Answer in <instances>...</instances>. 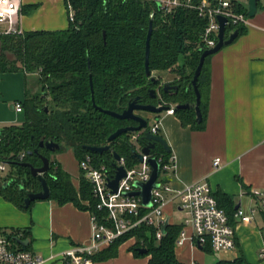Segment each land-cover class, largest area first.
Here are the masks:
<instances>
[{
  "label": "trees",
  "instance_id": "obj_1",
  "mask_svg": "<svg viewBox=\"0 0 264 264\" xmlns=\"http://www.w3.org/2000/svg\"><path fill=\"white\" fill-rule=\"evenodd\" d=\"M63 2L65 5L70 3L73 17L67 18L64 28L0 33V72L21 70L33 73L37 85L36 90L26 89L24 92L20 102L23 119L0 125V159L7 163L6 171L0 176V195L20 209H28L33 199L24 205L23 198L29 191H36L40 187L35 175L21 162L36 166L41 163L39 155H45L48 163L41 176L48 187L46 197L58 203L70 201L89 213H98L90 185L82 172L74 188L68 173L49 158L50 151L39 141L50 139L56 142L58 147L55 151L71 147L77 160L88 154L93 164L105 163L110 171L113 170L110 151L88 150V144L108 143L126 162L131 161L133 157L127 131L120 132L112 139L106 138L115 128L131 121L116 118L95 106L118 112L133 97L140 103L160 100L167 105L169 102L193 101L190 79L199 53L206 48L201 40L205 19L194 9L178 8L172 13H160L150 0ZM150 12L148 69L166 68L173 72L177 75L171 81L176 83L175 88L162 90L157 77L152 80L150 72L147 75L144 73L143 44ZM235 28L238 34L244 26L238 24ZM209 54L203 57L196 77L200 119H194L192 107L173 106V112L182 125L195 127L203 122L202 101ZM148 88H152L155 94L150 95ZM138 139L142 143L148 142L143 136ZM155 150L164 155L168 153L158 142L150 147L151 152ZM216 202L218 206L221 205L219 197ZM262 223L264 225V211ZM163 229L156 237L154 225L141 223L113 238L106 247L94 253L93 258L115 254L117 245L128 235L134 234L136 240L128 246L133 255H147L148 264H182L173 254V243L180 223L168 222ZM27 230V226L0 228L12 243L25 249L28 248L27 244L19 243L15 237L24 239ZM138 239L140 243H137ZM141 245L145 247L143 252L137 250ZM200 246L205 251L211 250L207 240ZM213 264L251 263L238 254L231 259L219 258Z\"/></svg>",
  "mask_w": 264,
  "mask_h": 264
},
{
  "label": "crops",
  "instance_id": "obj_2",
  "mask_svg": "<svg viewBox=\"0 0 264 264\" xmlns=\"http://www.w3.org/2000/svg\"><path fill=\"white\" fill-rule=\"evenodd\" d=\"M17 19L21 30L64 28L68 22L63 0H20ZM243 26L242 32L207 57L208 75L200 126L182 125L174 112L137 111L146 119H156V133L163 137L168 152L173 154L172 187L204 179L215 198H220L219 207L226 213L228 222L235 226L234 246L218 251L219 257L209 264L238 254L251 264H264V255L259 254L264 248V206L251 193L252 189L264 192V0H256L255 12ZM149 72L158 78L159 84L171 83L177 77L166 68H153ZM28 73L0 72V125L23 119L22 106L16 110L14 102L24 98ZM48 156L68 173L71 185L77 187L80 170L72 148L52 150ZM214 156L219 158L218 165L211 164ZM170 193L167 191L165 196H171ZM30 203L28 209H20L0 195V228L27 226L28 234L24 238L27 249L41 255L42 264H62L58 259L61 249L86 241L91 233L88 210L70 201L58 203L47 197L33 199ZM236 208L251 209L250 220L240 222L234 215ZM162 212L167 223H181L183 213L177 207L176 198L167 200ZM178 213L180 215L175 217ZM184 228V238L173 243L175 259L182 264L195 262L196 258L202 261L204 249L189 237L191 229ZM123 243L129 246L126 239L118 245ZM119 254L123 258L94 257L92 262L148 264L147 255L135 256L128 247L121 248ZM187 259H190L188 263Z\"/></svg>",
  "mask_w": 264,
  "mask_h": 264
},
{
  "label": "built area",
  "instance_id": "obj_3",
  "mask_svg": "<svg viewBox=\"0 0 264 264\" xmlns=\"http://www.w3.org/2000/svg\"><path fill=\"white\" fill-rule=\"evenodd\" d=\"M154 2L160 13H172L178 8L194 9V11L205 19L201 31V40L205 47L213 45L218 30V16H223L222 25L224 32L247 23L246 11L247 0H150ZM20 0H0V33L19 32L17 25V14ZM66 17L72 19V8L70 3L66 5ZM16 110L21 109L19 101L14 102ZM172 113L173 106L167 105L164 109ZM147 122V119H146ZM148 123V122H147ZM151 133L157 131V121L152 119L145 127L127 132L131 148L140 153V158L133 157L126 162L122 155L115 160L116 165H122L124 174L116 181L115 190L106 184V180L114 173L107 169L105 163L93 164L91 157L84 154L78 160V169L82 172L90 185L91 195L95 200L98 213H89L90 235L86 241L66 245L61 249L58 259L62 264H93V254L107 245L113 238L126 233L137 225L144 223L154 225L155 236L158 237L162 231L159 229L165 217L162 207L167 200L177 199V207L183 213L180 230L174 239L175 243L181 242L185 236V226L191 229L189 237L199 244L207 240L210 249L215 251L230 250L235 244L234 229L227 220L226 213L217 205L216 198L207 181L204 179L183 183L178 188H173L170 178L174 171L173 154L166 155L160 151H148L142 153L140 146L145 144L139 141L143 131ZM152 155L156 162L158 171L154 178L157 185L151 186L149 190L150 205L142 204L138 194H127L126 192L136 189L132 183L136 180H146L151 172L148 157ZM219 158L214 156L211 164L218 165ZM7 169V163L0 159V176ZM170 191L171 196H165ZM251 193L258 198L264 206V192L252 189ZM234 215L240 222L249 221L252 210L243 211L241 208L234 210ZM264 249L259 251L263 254ZM44 258L32 249L20 248L12 243L11 238L0 231V264H42ZM189 264H196L191 261Z\"/></svg>",
  "mask_w": 264,
  "mask_h": 264
},
{
  "label": "water",
  "instance_id": "obj_4",
  "mask_svg": "<svg viewBox=\"0 0 264 264\" xmlns=\"http://www.w3.org/2000/svg\"><path fill=\"white\" fill-rule=\"evenodd\" d=\"M255 8H256V0H247V6H246V11L248 16H252L253 13L255 12ZM149 17H148V24H147V28H146V34H145V38H144V52H143V68H144V73L147 75L149 73V69H148V60H147V54H148V39H149V35L151 32L150 29V21L152 18V14L151 12L149 13ZM218 30L216 33V40L214 42L213 45L209 46L208 48L203 49L199 55H198V61L195 64L193 71H192V77L190 79V84H191V88L193 89V93H194V99L193 101L189 102V101H183V102H179V103H174V108H179V107H192L194 110V119L195 120H199L200 119V110H199V91L196 87V77H197V73L200 69V66L204 60V56L207 55L208 53L214 52L217 49H219L221 46H223V44L228 43L229 41H231L236 35H237V29H232L228 32H224V27L222 25V21L224 19V17L222 16H218ZM150 78L153 80L155 77L153 75H149ZM89 78V77H88ZM89 85L91 86V81L89 78ZM161 89L165 90L168 88H175V84H169L168 81H163V83L160 84ZM91 89V88H90ZM148 92L150 95H154L155 91L152 88H148ZM92 97V95H91ZM92 105L95 106L93 100H92ZM45 105H44V109H45ZM96 108L105 111L106 113L116 117V118H123V119H127L130 120L131 122L125 124V125H120L119 127L115 128L113 131H111L110 133L107 134L106 138L107 140L112 139L113 137H115L116 135H118L120 132H125V131H134L136 129H139L141 127H145L147 122H146V118L144 116H142L139 112H137L138 110H143L146 112H160L162 110H164L167 107V104L165 103H161L160 100H157L155 103H140L137 102L135 97H133V99L127 101V103L125 104L124 108L121 111L115 112L113 110L107 109V108H99L97 106H95ZM143 137H145L147 139L148 142H146L145 144L140 146V151L142 153H148L150 147H152L154 145L155 142H158L164 149H167V145L166 142L164 141L163 137L160 136L157 133H151L148 130H144L143 131ZM40 145H44L49 151H52L54 149H56L58 147V144L50 139H44V140H40L39 141ZM86 148L89 150H95V151H102L104 149H108L110 151V154L112 155L113 158V169H114V173L111 177H109L106 180V184L111 188V190H115L116 188V181L120 178L121 175L124 174V169L122 167V165H116L115 164V160L119 159V154L116 153L109 145L108 143H104V145H92V144H88L86 146ZM130 153L132 157H137L140 158V153L134 151L132 148H130ZM40 157V161L41 163L39 165H31L29 162H21L22 165H25L28 167V170L31 174L35 175L36 179L38 180L39 183V189L36 191H29L26 196L23 198V203L24 205L28 204V201L30 199H42L44 197H46L48 195V187H46V183L45 180L43 179V177L41 176V173L43 172L44 169H46L47 167V163H48V157L45 155H39ZM148 163L151 166V172L149 177L146 180L140 181V180H136L134 181L132 184L134 186H137L136 189H132L127 191V194H138L139 195V199H141L142 204L148 206L150 205V198H149V190L151 188V186H156L157 183L154 180L157 171H158V167H157V162L155 160V158L150 155L148 157ZM167 223V218H164L162 223L159 226V229L161 231H164V227ZM16 240L21 243V244H25L26 240L24 239H19L18 237H15ZM14 238V239H15ZM137 250H139L140 252L145 251V247L144 246H138Z\"/></svg>",
  "mask_w": 264,
  "mask_h": 264
},
{
  "label": "rangeland",
  "instance_id": "obj_5",
  "mask_svg": "<svg viewBox=\"0 0 264 264\" xmlns=\"http://www.w3.org/2000/svg\"><path fill=\"white\" fill-rule=\"evenodd\" d=\"M26 80H27V84H28V89L31 90V91L36 90L37 85H36L35 76L33 74L28 73L27 76H26ZM150 120H151L150 118L147 119V122H148L147 124L148 125L150 123ZM177 215L179 216L180 213L176 214L175 217ZM125 239L129 242V244H131L133 241L136 240V237H135L134 234H131V235H128ZM138 242L140 243V240L139 239H138L137 243ZM123 247L126 248V247H128V245L125 244V243H123L121 246L117 245L116 253L113 254V255H110V256H115L116 255L117 258H123L121 256V254H119L120 249L123 248ZM220 252L215 251V252L211 253V252H208V251H204L203 250L202 251V258H203V260L201 261L198 258H196L195 262L197 264H209V263H211L213 261V259H215V257H219V255L221 254ZM189 260L190 259H187V263L189 262Z\"/></svg>",
  "mask_w": 264,
  "mask_h": 264
},
{
  "label": "flooded vegetation",
  "instance_id": "obj_6",
  "mask_svg": "<svg viewBox=\"0 0 264 264\" xmlns=\"http://www.w3.org/2000/svg\"><path fill=\"white\" fill-rule=\"evenodd\" d=\"M169 84H175V87H176V83H169Z\"/></svg>",
  "mask_w": 264,
  "mask_h": 264
}]
</instances>
